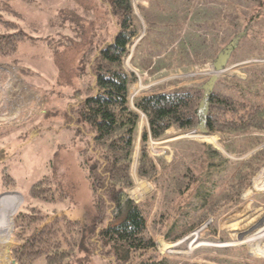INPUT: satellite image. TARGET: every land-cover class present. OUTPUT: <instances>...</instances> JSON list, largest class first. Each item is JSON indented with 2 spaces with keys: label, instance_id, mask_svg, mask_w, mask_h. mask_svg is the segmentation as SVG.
I'll return each mask as SVG.
<instances>
[{
  "label": "rangeland",
  "instance_id": "obj_1",
  "mask_svg": "<svg viewBox=\"0 0 264 264\" xmlns=\"http://www.w3.org/2000/svg\"><path fill=\"white\" fill-rule=\"evenodd\" d=\"M171 1L163 0L155 6L165 8V15L150 13L148 17L142 6L149 0H131L140 33L130 45L125 65L137 75L128 99L138 114L139 125L132 163L134 184L128 189V197L136 202L148 201L153 197L147 209L148 228L160 254L175 264H264V248L258 249L256 245L259 242L264 245V236L259 242L250 239L256 234H264V141L252 149L231 153L225 144L233 134L213 133L218 138L217 144L200 134L203 132L199 124L187 131L169 130L164 137L157 139L149 135L147 148L156 161L162 157L179 171L186 166L197 177V183L189 195L197 211L196 218L178 232L170 229L175 218L168 219L164 215L167 179L162 181L163 188H159L154 179L138 176L142 134L144 130L149 132V123L147 115L135 107L136 98L217 77L211 85L212 90H221L246 101H258L261 96L263 98L259 102L264 103V13L259 12L256 4L242 0H220L219 6L209 2L215 8L220 7V13L212 16L211 21L209 19L210 27L195 29L202 40L200 42L198 36L187 37L189 30L194 32L191 25L196 27L203 22L204 16L198 11L204 7L197 8L202 0H191L188 14H180L181 22L180 17H174L169 11L175 7L170 4ZM12 4L35 20L38 27L31 32L32 40L20 44L16 55L20 59V67L26 72L20 71L12 63V58H0V264H18L12 253V248L17 244L13 237V216L28 202L29 187L40 178L49 177L67 194L63 200L57 199L55 202L30 200L45 213L65 214L77 219L95 211L90 180L80 166L79 153L85 145V135L67 116V110L74 100L70 93L79 88L75 70L91 37L89 18L95 19L92 25H99L103 20L108 24L111 20L101 0H12ZM73 5H80L81 11L84 7L91 11L78 15L74 13L85 31L80 34L79 41L64 44L62 37H74L75 33L71 25L69 27V22H62L63 17H71L69 14H72L70 9ZM162 31L167 32L166 36L158 35ZM238 35L241 37L228 61L229 69L214 73L213 59L210 58L215 57L211 55L214 56V52L222 50ZM187 39L193 43L191 52L188 51L191 55L189 60L185 59L184 52L181 53V43L188 45ZM149 49L151 53L164 52L163 55L150 57L145 52ZM137 59L144 64H147L146 60L149 62V69L145 73L135 65ZM62 67L65 69L63 76ZM161 67L166 68L163 73L170 74L168 79L167 75L160 76L163 74L159 73ZM259 71L263 73L260 72L254 82L251 74ZM236 79L244 81L241 82L243 88L232 85L237 83ZM221 80L226 83H220ZM257 90L260 91L259 95H256ZM143 115L146 120H143ZM194 131L198 135L193 134ZM242 135V131H238V136ZM186 141L204 143L201 157L197 156L196 147L192 150V156L186 155ZM212 147L231 161L230 165L236 169L216 199L205 205L202 201L206 195ZM3 165H7L16 179L14 189L8 190L2 185ZM158 166L159 174L163 175V168ZM249 181L254 184L252 193L241 195ZM144 182L150 184L148 192L146 186L142 187ZM189 186L184 182L179 186L180 192H187ZM8 213L12 214L10 222ZM81 264L109 263L105 258L91 255Z\"/></svg>",
  "mask_w": 264,
  "mask_h": 264
},
{
  "label": "trees",
  "instance_id": "obj_2",
  "mask_svg": "<svg viewBox=\"0 0 264 264\" xmlns=\"http://www.w3.org/2000/svg\"><path fill=\"white\" fill-rule=\"evenodd\" d=\"M242 1L256 4L259 12L264 13V0ZM209 2L219 6L221 3L220 0H202L197 8L208 5L215 7ZM101 5L111 20L108 24L103 20L99 25H92L95 19L89 18L91 37L75 70L79 88L70 93L74 100L67 110V116L85 135V145L79 153L80 166L90 180L95 211L77 219L65 214L45 213L30 200L55 202L57 199L63 200L67 194L47 176L32 183L28 190V202L13 216V237L17 244L12 248V253L18 264H81L91 255L105 258L109 264H175L160 254L148 228L147 209L153 197L142 202L128 197V189L134 184L132 163L139 117L128 99L137 75L127 69L125 59L130 45L140 33L139 25L131 0H101ZM70 11L71 17H63L62 22H69V27L71 25L75 33L74 37L63 36L64 44L79 41L80 34L85 31L74 13H90L91 9L84 7L81 11L80 5H73ZM143 12L149 17V12ZM217 13H220V9H217ZM36 27L38 23L17 10L12 0H0V58H12V63L20 71L26 72L20 67V59L16 55L22 42L32 40L31 32ZM61 69L63 76L65 69ZM260 72L252 73L254 80H251L255 82ZM236 81L232 85L242 87L241 82L244 81ZM209 82L210 79L169 91L152 92L134 101L135 107L147 115L149 123V132L144 130L142 134L137 173L141 178L154 179L159 188H163L162 181L167 179L164 215L168 219L175 218L170 228L175 232L196 218L197 211L189 195L197 183V177L186 166L179 171L162 157L156 161L147 148L149 135L157 139L164 137L169 130L195 128L200 123L199 109L207 95V127L212 134H233L225 144L229 152L241 153L264 141V134L257 133L264 132V103L259 102L263 97L260 96L258 101H246L221 90L210 88L207 91ZM220 83L225 84L226 81L221 80ZM259 92L257 90L256 95ZM238 131H242L243 137L238 136ZM186 143V155L192 156V150L196 147L197 156L201 157L204 143ZM211 152L206 195L202 201L205 205L216 199L236 169L216 148L212 147ZM158 165L163 168V175L159 174ZM8 169L7 165L1 167L2 185L11 190L17 182ZM184 182L190 184L189 191L181 193L179 186ZM253 186L249 181L241 195L252 193ZM11 215H7L8 222ZM263 236L256 234L250 239L259 242ZM256 245L258 249L264 248L260 242Z\"/></svg>",
  "mask_w": 264,
  "mask_h": 264
},
{
  "label": "crops",
  "instance_id": "obj_3",
  "mask_svg": "<svg viewBox=\"0 0 264 264\" xmlns=\"http://www.w3.org/2000/svg\"><path fill=\"white\" fill-rule=\"evenodd\" d=\"M163 0H149V2H147L146 3V5H143L142 6V10L143 11H146V12H149V13H156V14H153V15H157V16H161V15H165L164 13H163V11H165L166 9L165 8H157V7H155L157 4H159L160 2H162ZM155 4V5H154ZM170 4H173V5H175V7H171L170 9H169V11L170 12H172L173 14H174V17H177V18H179L180 17V21L179 22H181L182 20H181V18H182V15H180V14H188V12H189V5L191 4L190 3V0H173V1H171L170 2ZM217 9H219V8H215V7H212V6H204V9H201V10H199L198 12H201L202 14H203V16H204V19H203V22H200V24L198 25V26H196V27H194L193 25H191L193 28H194V32H192L191 30H189V35H188V37L187 38H194V37H197L198 36V34H196V30L197 29H199V28H201V27H203V26H207V27H210V21H211V17L212 16H216L218 13H217ZM148 10V11H147ZM216 13V14H215ZM205 17H207L208 18V20H207V18H205ZM209 19H210V21H209ZM206 24V25H205ZM165 26V25H164ZM167 27H173V25H166ZM163 28V27H162ZM196 29V30H195ZM211 30V29H210ZM166 34H167V32H158V35L159 36H166ZM199 37V36H198ZM200 42L202 41L201 40V38L199 37V39H198ZM187 41V43H188V45H186V44H184V43H181V44H183V49H182V51H181V53H183L184 52V54H185V59H188L189 60V58H191V55H189V52L188 51H190L191 52V50L192 49H190L191 48V46H192V42L189 40V39H187L186 40ZM171 46V45H170ZM215 46V45H214ZM217 46V45H216ZM169 49V48H168ZM180 50V49H179ZM179 50L177 51V53L179 52ZM221 50V49H220ZM220 50H217L216 52H214L215 54H214V56H212L211 55V57H217V55H218V53H219V51ZM154 51V50H153ZM161 51H163L164 52V50H161ZM215 51V50H214ZM146 53H148V55H150V57L153 55V56H160V55H163V52H153V53H151V51H150V49L149 50H146L145 51ZM145 53V54H146ZM144 54V56H146ZM199 55H202V56H204L205 54H199ZM163 57H161L160 59H162ZM174 58V57H173ZM202 58V57H201ZM215 58H210V59H213V61H214V59ZM146 63L147 64H144L143 62H141V60L140 59H137V61H136V63H135V65H137V67H139L141 70H143L144 72L143 73H145L146 71H147V69H149V62H147V60H146ZM191 63H193V59H192V61H191ZM192 67H193V65H192ZM177 68H178V66H177ZM166 68H164V67H161L159 70V73H163V71L165 70ZM182 69V68H181ZM176 71H178V70H176ZM158 75V74H157ZM162 75H167V79L169 78L168 77V75H170V74H168V73H163V74H160V76H162ZM159 80V79H158ZM157 80V81H158ZM143 120H146V116L144 115V118H143ZM198 132L197 131H194V133L193 134H197ZM200 134H202V136L204 137V138H207V139H210L212 142H215V143H217V144H219L218 143V138H217V136H215L214 134H212L211 132H209V133H200ZM198 135V134H197ZM200 138V137H199ZM166 148V147H165ZM236 153V152H235ZM136 160V164H137V159H135ZM150 186V184H147L146 185V187H149ZM142 187H143V184H142Z\"/></svg>",
  "mask_w": 264,
  "mask_h": 264
},
{
  "label": "water",
  "instance_id": "obj_4",
  "mask_svg": "<svg viewBox=\"0 0 264 264\" xmlns=\"http://www.w3.org/2000/svg\"><path fill=\"white\" fill-rule=\"evenodd\" d=\"M241 37V35L236 36L226 47H224L217 55V57L213 61V70L215 71H221L225 69V66L227 65L229 58L235 49V47L238 44V40ZM214 77L210 78L209 84L206 86L207 91L211 88V85L214 81ZM206 105H207V95L199 109V116H200V123L199 127L202 130L203 133H209V129L206 124L205 120V113H206ZM143 186H146V183H143ZM145 190L148 192L149 188L146 187Z\"/></svg>",
  "mask_w": 264,
  "mask_h": 264
},
{
  "label": "bare ground",
  "instance_id": "obj_5",
  "mask_svg": "<svg viewBox=\"0 0 264 264\" xmlns=\"http://www.w3.org/2000/svg\"><path fill=\"white\" fill-rule=\"evenodd\" d=\"M225 68H227V66H225ZM222 71H224V70H221V71H215V70H214L215 73H220V72H222ZM4 226H6V225H4ZM7 227H8V226H7ZM7 230H8V229H7ZM7 233H8V231H7Z\"/></svg>",
  "mask_w": 264,
  "mask_h": 264
},
{
  "label": "built area",
  "instance_id": "obj_6",
  "mask_svg": "<svg viewBox=\"0 0 264 264\" xmlns=\"http://www.w3.org/2000/svg\"><path fill=\"white\" fill-rule=\"evenodd\" d=\"M243 63V62H242ZM245 63H246V61H245ZM228 67V66H227ZM226 69V68H225ZM224 69V71H226L227 69H229V68H227L226 70Z\"/></svg>",
  "mask_w": 264,
  "mask_h": 264
}]
</instances>
